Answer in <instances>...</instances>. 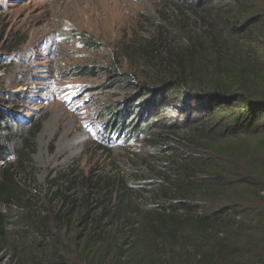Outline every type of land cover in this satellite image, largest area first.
<instances>
[{"label": "trees", "instance_id": "1", "mask_svg": "<svg viewBox=\"0 0 264 264\" xmlns=\"http://www.w3.org/2000/svg\"><path fill=\"white\" fill-rule=\"evenodd\" d=\"M161 2V22L118 41L130 69L116 63L109 79L134 92L102 122L103 138L133 135L149 149L151 206L125 194L113 206L93 208L102 201L86 196L77 205L76 176L60 172L51 188L64 204L54 216L67 229L55 233L28 183L34 135L14 162L0 138V234L9 240L18 217L23 229H38V242L18 247L32 264H77L73 254L84 264H264V0ZM83 44L101 48L90 38ZM100 70L81 66L73 75ZM11 115L0 106V130H10L3 123ZM88 181L110 188L106 195L115 186ZM122 217L128 230L113 226Z\"/></svg>", "mask_w": 264, "mask_h": 264}, {"label": "rangeland", "instance_id": "2", "mask_svg": "<svg viewBox=\"0 0 264 264\" xmlns=\"http://www.w3.org/2000/svg\"><path fill=\"white\" fill-rule=\"evenodd\" d=\"M163 5L161 0H0V106L12 113L3 123L10 130H0V138L10 141L9 160L14 162L15 153L34 135L28 183L33 202L52 219L48 227L55 233L63 235L67 229L54 216L64 204L52 196V179L60 172L76 176L70 196L78 197L77 205L86 196L91 202L102 201L93 208H102L108 200L113 206L121 194L130 203L152 205L145 174L149 149L133 135L103 138L102 122L105 110L122 106L134 92L109 79L116 63L122 72L130 69L118 41L138 38L141 28L155 27ZM84 38L101 48H87ZM81 66L101 70L90 77L73 75ZM18 177L26 174L21 170ZM100 177L103 184L115 182L108 195L110 188L88 185V180ZM124 223V217L117 218L113 226L128 230ZM20 225L19 217L12 218L9 240L0 234V264H32L19 242L34 244L42 236L38 229ZM76 255L74 263L84 264Z\"/></svg>", "mask_w": 264, "mask_h": 264}]
</instances>
